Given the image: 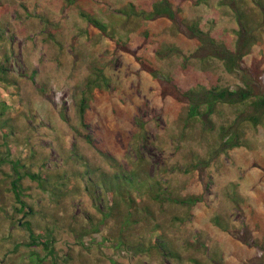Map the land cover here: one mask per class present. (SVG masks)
Returning a JSON list of instances; mask_svg holds the SVG:
<instances>
[{
  "label": "rangeland",
  "instance_id": "374dc122",
  "mask_svg": "<svg viewBox=\"0 0 264 264\" xmlns=\"http://www.w3.org/2000/svg\"><path fill=\"white\" fill-rule=\"evenodd\" d=\"M154 1L0 0V63L7 69L0 81V264H30L32 252L39 264H264V118L257 125L242 122V145L220 149L219 127L234 120V106L218 104L211 129L204 130L200 117H187V104L160 96L156 78L169 76L183 88L234 89L248 75L226 71L217 58L195 57L198 41L171 20L128 11L130 4L148 11ZM168 1L180 8L184 27L195 21L231 50L240 26L232 6H239L257 39L244 66L264 68V13L255 0L232 6L226 0ZM81 12L104 23L128 50ZM164 47L173 50L158 54ZM96 66L109 86L90 87L84 126L79 103ZM261 81L264 91V75ZM10 159L19 161L21 173L38 176L20 180L22 199L32 207L25 216L11 190ZM115 168L137 174L130 191L137 208H130L132 221L122 230L125 217L101 214L106 201L93 199L100 187L89 181L110 177ZM155 180L186 202L171 203L166 194L161 202L152 199L160 187L153 188ZM26 220L37 235L53 238L55 260L43 258L42 246L27 245ZM157 236L174 255L158 252ZM139 241L150 253L136 250Z\"/></svg>",
  "mask_w": 264,
  "mask_h": 264
},
{
  "label": "trees",
  "instance_id": "16d2710c",
  "mask_svg": "<svg viewBox=\"0 0 264 264\" xmlns=\"http://www.w3.org/2000/svg\"><path fill=\"white\" fill-rule=\"evenodd\" d=\"M183 1V0H179ZM205 0H199V2ZM225 1V0H224ZM198 2V1H196ZM226 3L229 5H233L236 3L235 0H226ZM259 9L264 13V4L258 0H255ZM196 4V3H195ZM236 18L239 23V30L237 31V39H236V48L231 50L228 48L227 44L224 41H219L215 39L209 32L202 30L197 22H192L191 24L186 25V29L183 30V22L179 15L180 8L173 7L171 2L168 0H157L152 4V8L148 11L144 9H140L139 11L134 9V6L130 4L128 11L136 12L138 17H144L147 20H152L155 18L164 17L168 20H171L177 29L184 33L186 36L188 35L191 38H195L198 41L197 48L195 49V53L197 54V58H217L222 61V64L226 71L228 72H236L239 69H244L248 75V78L244 77L243 86H237L234 89H231L227 86L220 85H211V86H202L197 85L196 87L183 88L180 86L173 78L169 76L165 77H156L159 81L160 85V96L162 98H171L176 102L187 104V117L191 119H195L200 117L202 124L204 126V130L211 129L213 125L212 115L217 111L218 104H227L234 106L236 111V117L232 122L227 125H221L219 127V147L220 149H231L236 146H240L242 144L239 139V134L237 129L242 122H249L253 125L259 124L264 118V91L259 87L258 84L262 82V76L264 75V68L257 69L254 64L249 67H245L244 65V56L248 55L252 52V47L256 42V37L251 33L254 27H248L244 21V14L242 13L239 6L236 4L232 6ZM125 11V12H128ZM83 17L95 28H97L104 36L108 37L112 40L116 46L127 49L128 44L121 38L115 37L111 32L107 30V27L104 23H102L99 19L95 18L89 13L81 12ZM184 27V28H185ZM256 29V28H255ZM187 30V32H185ZM1 31V28H0ZM1 35V32H0ZM173 50L172 47H164L161 50H157L158 54L165 55V52ZM139 64L143 67V69L152 73V75H156L155 68L147 63L143 58L137 56ZM5 62L7 59L4 60ZM6 67L4 62L0 63V81H4L6 79ZM93 76L87 78L85 82V89L82 97L80 98L79 103V113L80 119L84 126L87 125V108L89 106V100L91 98V88L95 86L99 90L101 87L109 86L108 79L103 75V71L101 67L96 66L92 72ZM5 82V81H4ZM4 106L2 105L0 108V113L3 111ZM141 137L144 140V135L141 134ZM91 146H93L99 153L108 157L107 159L113 160L114 158L110 156L109 152L103 151L100 149L99 144L95 143L90 137V135L85 134L84 138ZM12 164V169L14 171L15 177L11 181V190L14 196L16 203L19 204V210L23 212L24 216L31 214L32 207L27 205V203L22 199V193L20 191V180L23 176L27 175L30 178H38L33 174L24 171L21 173L18 169L19 161L11 160L9 161ZM207 161H204L201 165L200 163L194 164L193 168H202ZM137 180L136 172L132 171V169H117L115 168V172L113 175L108 177L105 173L102 177H99V180L95 179L92 183V180L89 179L91 185L95 187V190H98L97 187H100V191H95V196L93 197L96 201H106V204L103 206L101 210V214L105 215V217L118 218L120 215L124 216L125 221L123 222V228L129 225V222L132 221L130 218L133 215L132 210L130 208L136 209L137 206L134 204V200L130 195V191L133 189V182ZM90 185V186H91ZM153 188L158 187L153 193H151L150 197L158 202H161L160 194H166L167 197L164 199H168L171 203L183 204L186 201L180 200L177 196H173L170 193H166L164 188L161 187L160 182L155 180L152 183ZM102 192V193H101ZM193 201H197L199 199L198 195L192 196ZM125 205L128 209H126L125 214L122 212L121 207ZM143 210V209H142ZM146 212L147 216H150V212ZM22 225L26 228L29 234L30 242L27 243L28 246H42L44 250V257L49 256L50 258L55 260V253L53 248V238L49 236H45L42 238L40 235H37L31 224L28 220L22 222ZM155 247L159 250L162 255L170 256L174 255L173 251L169 249V247L165 245L164 241L158 236L155 238ZM136 250L138 252L146 251L150 253V247H143L142 242H137ZM168 248V249H167ZM32 257H30V264H39L41 258H35L33 256L34 252L30 253Z\"/></svg>",
  "mask_w": 264,
  "mask_h": 264
}]
</instances>
